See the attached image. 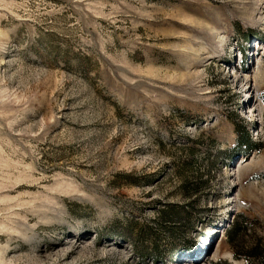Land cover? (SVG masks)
I'll use <instances>...</instances> for the list:
<instances>
[{
	"label": "rangeland",
	"instance_id": "374dc122",
	"mask_svg": "<svg viewBox=\"0 0 264 264\" xmlns=\"http://www.w3.org/2000/svg\"><path fill=\"white\" fill-rule=\"evenodd\" d=\"M0 264H264V0H0Z\"/></svg>",
	"mask_w": 264,
	"mask_h": 264
},
{
	"label": "trees",
	"instance_id": "16d2710c",
	"mask_svg": "<svg viewBox=\"0 0 264 264\" xmlns=\"http://www.w3.org/2000/svg\"><path fill=\"white\" fill-rule=\"evenodd\" d=\"M250 141H248V143H249ZM233 225H235V224H233ZM233 228V227H232Z\"/></svg>",
	"mask_w": 264,
	"mask_h": 264
}]
</instances>
